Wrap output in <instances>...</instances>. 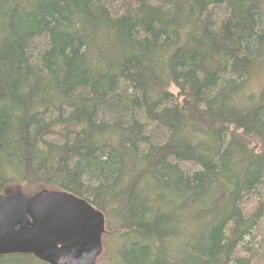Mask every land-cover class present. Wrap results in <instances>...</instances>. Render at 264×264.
I'll return each instance as SVG.
<instances>
[{"label": "trees", "instance_id": "1", "mask_svg": "<svg viewBox=\"0 0 264 264\" xmlns=\"http://www.w3.org/2000/svg\"><path fill=\"white\" fill-rule=\"evenodd\" d=\"M261 78L264 0H0V194L89 203L104 264H264Z\"/></svg>", "mask_w": 264, "mask_h": 264}, {"label": "water", "instance_id": "2", "mask_svg": "<svg viewBox=\"0 0 264 264\" xmlns=\"http://www.w3.org/2000/svg\"><path fill=\"white\" fill-rule=\"evenodd\" d=\"M105 219L69 193L20 189L0 194V256L32 255L46 264H96Z\"/></svg>", "mask_w": 264, "mask_h": 264}, {"label": "rangeland", "instance_id": "3", "mask_svg": "<svg viewBox=\"0 0 264 264\" xmlns=\"http://www.w3.org/2000/svg\"><path fill=\"white\" fill-rule=\"evenodd\" d=\"M264 78H261V80L260 81H262ZM260 83V82H259ZM172 92H174V93H176V91L175 90H173L172 89ZM14 189H11L10 191H13ZM22 191V190H21ZM23 192V191H22ZM23 193H25V192H23ZM26 195H29V193H25ZM105 234H103V236H104ZM106 239V238H105ZM102 243H103V237H102ZM118 245H120V244H118ZM112 247V246H111ZM111 247H109V249L111 248ZM114 249V248H113ZM105 252H106V250H105V248H104V246H103V250H102V253H104L105 254ZM96 264H104V260H102V261H97L96 262Z\"/></svg>", "mask_w": 264, "mask_h": 264}, {"label": "bare ground", "instance_id": "4", "mask_svg": "<svg viewBox=\"0 0 264 264\" xmlns=\"http://www.w3.org/2000/svg\"><path fill=\"white\" fill-rule=\"evenodd\" d=\"M153 196V195H152ZM261 202V201H260ZM119 219V218H118Z\"/></svg>", "mask_w": 264, "mask_h": 264}]
</instances>
